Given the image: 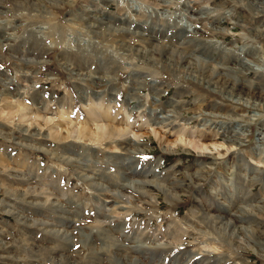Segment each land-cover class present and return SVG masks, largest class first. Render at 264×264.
I'll return each instance as SVG.
<instances>
[{"label": "rangeland", "instance_id": "1", "mask_svg": "<svg viewBox=\"0 0 264 264\" xmlns=\"http://www.w3.org/2000/svg\"><path fill=\"white\" fill-rule=\"evenodd\" d=\"M191 1L0 0V41L8 39L0 42V264H128L112 245L135 240L146 247L135 253L137 264H264L256 248L238 249L231 229L210 230L195 217L241 201L256 222H245L239 236L264 237V103L242 91L250 90L245 79L264 84V0ZM121 36L125 50L117 48ZM164 46L189 55L168 62ZM202 59L219 66L221 81L184 68ZM64 62L101 76L99 88ZM171 103L175 114L163 113ZM97 108L110 115L95 117ZM110 122L124 136L99 141L98 125ZM84 124L89 141L77 137ZM234 131L242 145L228 140ZM42 139L53 156L35 149ZM125 139L139 147L132 156L116 146ZM130 165L180 187L168 195L150 184L151 200L131 190L113 200L83 180L82 172L118 180ZM202 167L203 178L190 176ZM29 193L39 209L25 201ZM158 244L168 246L152 249Z\"/></svg>", "mask_w": 264, "mask_h": 264}, {"label": "bare ground", "instance_id": "2", "mask_svg": "<svg viewBox=\"0 0 264 264\" xmlns=\"http://www.w3.org/2000/svg\"><path fill=\"white\" fill-rule=\"evenodd\" d=\"M198 0H192L191 2H189V5H192V4H195L196 2H197ZM258 0H256V2H257ZM165 2V1H164ZM153 4V3H152ZM148 6V5H147ZM209 6V5H208ZM207 5H206V7H208ZM141 7V6H140ZM189 7V6H188ZM209 7H211V6H209ZM134 8V7H133ZM150 9V8H149ZM204 9V8H203ZM106 10V9H105ZM147 10V9H146ZM213 10H214V8H213ZM212 10V11H213ZM206 11V10H205ZM102 12V11H101ZM210 12V11H209ZM186 13V12H185ZM188 13V12H187ZM202 13V12H201ZM211 13V12H210ZM185 15V14H184ZM186 16V15H185ZM193 16V15H192ZM181 17V16H180ZM189 17V16H188ZM190 17H191V15H190ZM85 19V18H84ZM191 19H192V17H191ZM194 20V19H193ZM188 22H190V21H188ZM187 22V23H188ZM192 22V21H191ZM178 23V22H177ZM180 23V22H179ZM178 23V24H179ZM182 23V22H181ZM106 24V23H105ZM192 24V23H191ZM183 25V24H182ZM193 25V24H192ZM103 26V25H102ZM187 26V25H186ZM189 26V25H188ZM193 26H195V25H193ZM190 27V26H189ZM1 28V27H0ZM87 28V27H86ZM100 28V27H99ZM196 28V27H195ZM116 29V28H115ZM119 29V28H118ZM191 29V28H190ZM93 30V29H92ZM96 30V29H95ZM119 30H122V29H119ZM124 30V29H123ZM126 30V29H125ZM124 30V31H125ZM188 30H189V28H188ZM40 31H41V29H40ZM94 31V30H93ZM116 31V30H115ZM118 31V30H117ZM127 31V30H126ZM190 31V30H189ZM191 31H193V30H191ZM42 32V31H41ZM95 32V31H94ZM120 32V31H119ZM122 32V31H121ZM127 32H129V31H127ZM108 33V32H107ZM132 34V33H131ZM142 34V33H141ZM145 34V33H144ZM97 35H99V34H96V36ZM139 35H140V33H139ZM138 35V36H139ZM179 35V34H178ZM100 36V35H99ZM118 36V35H117ZM148 36H149V34H148ZM7 37V36H6ZM6 37H4L3 36V40L2 41H0L1 42V44H4L5 42H7L8 41V39L6 38ZM98 37V36H97ZM95 38V37H94ZM118 38V37H117ZM149 38V37H148ZM154 38V37H153ZM129 39V38H128ZM142 39V38H141ZM1 40V39H0ZM156 40V39H155ZM182 40V39H181ZM128 41V40H127ZM146 41V40H145ZM92 42H93V40H92ZM147 42H148V40H147ZM216 42V41H215ZM117 43V42H116ZM145 43V42H144ZM143 43V44H144ZM152 43V42H151ZM155 43V42H154ZM190 44L192 43V42H189ZM76 44V43H75ZM81 44V43H80ZM90 44V43H89ZM149 44H150V42H149ZM185 44V43H184ZM219 44V43H218ZM128 45V44H127ZM145 45V44H144ZM155 45H157V42H156V44ZM114 46V45H113ZM142 46V45H141ZM158 46V45H157ZM182 46V45H181ZM188 46H189V44H188ZM193 46V45H192ZM127 46H126V39H125V36H121L120 38H119V40H118V47L117 48H119V50L120 49H124L125 50V48H126ZM150 47V46H149ZM162 47V46H161ZM165 47V46H164ZM186 47V46H185ZM196 47V46H195ZM218 47V46H217ZM247 47V46H246ZM246 47H245V50H246ZM141 48V47H140ZM144 48H145V46H144ZM158 48H159V46H158ZM172 48H174V47H172ZM170 49V48H168V47H165L164 49H165V54H166V60L168 61V62H172V59L175 57L177 60H179V61H181V60H183L184 58H186L187 57V55H189V53L188 54H184L183 52H182V50H181V47L179 48H174V49ZM182 48H183V46H182ZM248 48V47H247ZM154 49V48H153ZM188 49V48H187ZM186 49V50H187ZM128 50V49H127ZM190 50V49H189ZM252 50H253V48H252ZM137 51L139 52L140 51V49H137ZM159 51H161L160 49H159ZM188 51V50H187ZM191 51H193V50H191ZM195 51V50H194ZM36 52V51H35ZM135 52V51H134ZM185 52V51H184ZM197 52V51H196ZM37 53V52H36ZM162 53V52H161ZM203 53V52H202ZM246 53V52H245ZM250 52H248L247 54H249ZM124 54V53H123ZM242 54V53H241ZM163 55V54H162ZM191 55V54H190ZM196 54L194 53V56H195ZM252 55V54H251ZM145 56V55H144ZM242 56V55H241ZM253 56V58H255L254 57V55H252ZM143 57V56H142ZM171 57H173V58H171ZM201 57V56H200ZM125 58V57H124ZM190 58V57H189ZM199 57H197L196 59H198ZM142 60V59H141ZM160 60V59H159ZM174 60V59H173ZM176 60V61H177ZM213 60V59H212ZM246 60V59H245ZM139 61V60H138ZM189 61V60H188ZM250 61V60H249ZM33 62V61H32ZM140 62V61H139ZM146 62V61H145ZM196 62V61H195ZM243 62V61H242ZM70 63V62H69ZM160 63V62H159ZM177 63V62H176ZM180 63V62H179ZM212 62H208V61H203V59H202V61H199L198 63H195V64H193V63H188V64H186L185 66H184V68L186 69V70H188V71H194L195 69H199V70H201L204 74H206L207 75V78H209L208 80H213V79H215V78H217V80H220L221 81V76L223 75H221V72L219 71L220 69H219V66H217V65H213V64H211ZM214 63V62H213ZM32 64V63H31ZM155 64V63H154ZM157 64H158V62H157ZM250 64V63H249ZM63 65H64V67L70 72V74L72 75V76H74L76 79H78V80H85V84L86 85H88V83H89V86L91 87V88H93V86H94V83H95V80L97 79V80H101L102 79V77L101 76H96V74H92V73H89V71H87V70H85V69H81L80 67H79V65L78 64H75L74 65V67L72 68V67H70L69 65H68V63L67 62H64L63 63ZM161 65V64H160ZM184 65V64H183ZM243 65H245V64H243ZM173 66V65H172ZM178 66V65H177ZM221 66V65H220ZM226 66V65H225ZM131 67V66H130ZM179 67V66H178ZM222 67V66H221ZM228 67V66H227ZM231 68V67H230ZM226 69H229V68H226ZM222 70V69H221ZM234 70H236V69H234ZM243 70V69H242ZM86 71V72H85ZM228 71H231V70H228ZM224 72H226V71H223V73ZM235 72V71H234ZM233 72V73H234ZM241 72V71H240ZM262 72V71H261ZM230 73V72H229ZM232 73V72H231ZM231 73H230V75H231ZM28 74V73H27ZM69 74V73H68ZM261 74V73H260ZM120 75V74H119ZM205 75V76H206ZM243 75V74H242ZM242 75L240 76V77H242ZM262 75V74H261ZM244 76V75H243ZM260 76V75H259ZM21 77V76H20ZM106 78H107V76H105ZM226 77V76H225ZM19 78V77H18ZM110 80L112 79L111 78V76H109L108 77ZM107 78V79H108ZM258 78V77H257ZM230 79V78H229ZM72 80H74V79H72ZM103 80H105L104 78H103ZM224 80V79H223ZM258 80V79H257ZM114 81V80H113ZM116 81V80H115ZM216 82H218V81H216ZM244 82L245 83H247L248 84V86L250 87V90H248V91H244V90H242L243 91V93L244 94H246V95H252L253 97H260L261 99H262V103H264V84H260V83H253V82H250V80L248 81V80H244ZM137 84V83H136ZM210 84V83H209ZM224 84V83H223ZM227 84V83H226ZM79 85H81V89H82V86H84L83 84H79ZM225 85V84H224ZM246 85V84H245ZM29 86V85H28ZM141 86V85H140ZM139 86V87H140ZM66 87V86H65ZM136 87H138V86H136ZM99 88V87H98ZM97 87H95V88H93L94 90L95 89H98ZM232 88V87H231ZM252 88V89H251ZM66 89V88H65ZM80 89V88H79ZM233 89V88H232ZM235 89V88H234ZM233 89V90H234ZM8 95H10V96H13V94L11 93V92H9V91H5ZM98 92L96 91V94H97ZM231 94V93H230ZM241 95H243V94H241ZM153 97V96H152ZM156 98V97H155ZM84 100V99H83ZM158 101V100H157ZM241 101V100H240ZM176 103V102H175ZM260 103V102H259ZM98 104V103H97ZM153 105V104H152ZM256 105V104H255ZM262 106L264 105V104H261ZM221 106V105H220ZM257 106V105H256ZM162 107V106H161ZM173 107H174V103H171L169 106L167 105L166 107H164V109L162 110V112L163 113H169V112H171V110L170 109H172V111H173ZM176 107V106H175ZM264 107V106H263ZM180 108H182V107H180ZM259 108V107H258ZM262 108V107H261ZM155 109V108H154ZM158 109V108H157ZM214 109V108H213ZM180 110H182V109H180ZM229 110H231L232 111V109H229ZM174 111H177V110H174ZM212 111V110H211ZM224 111V110H223ZM227 112H229L228 111V109L226 110ZM225 111V112H226ZM43 112V111H42ZM180 112V111H179ZM217 112V111H216ZM160 113H161V111H160ZM171 113H173V112H171ZM170 113V114H171ZM213 113H215V112H212V114ZM218 113V112H217ZM173 114H175V113H173ZM227 114V113H226ZM95 117H108L109 115H110V111L108 110H105V111H102V110H98V108L96 109V111L94 112V114H93ZM165 115V114H164ZM213 115H215V114H213ZM166 117H163L164 119H167L168 117H169V115H165ZM172 116V115H171ZM177 116V115H176ZM63 117V116H62ZM236 117V116H235ZM61 118V117H60ZM63 119V118H62ZM96 119V118H95ZM213 121V120H212ZM233 124V123H232ZM249 125V124H248ZM84 126H85V124H84ZM88 125H86L85 127H81V129L78 131V138L80 137L81 139H83V138H85V139H87L88 141H89V138H92L93 137V135L94 134H92V132L90 131V127L88 126ZM100 128V129H99ZM4 129V130H3ZM263 129V128H262ZM69 130V129H68ZM122 130V131H121ZM232 130H236V129H232ZM239 130V129H238ZM3 131H5V128L4 127H2L1 129H0V134L1 135H4V133L5 132H3ZM123 129L121 128H118V126L115 124V123H112V122H110V124H106V125H98V132L99 133H97V134H95V137L96 136H98L97 138H100V140L99 141H103L105 138H110V137H113V136H119V135H122V136H124L123 135ZM35 134V132H32V136ZM70 134V133H69ZM260 134H262V136L264 137V129H263V131H261L260 132ZM23 135V134H22ZM92 135V136H91ZM56 137L58 136V135H55ZM73 136V135H72ZM246 136V135H245ZM24 137V136H23ZM55 137V138H56ZM63 137V136H62ZM69 137V136H68ZM67 137V138H68ZM64 138V137H63ZM228 138V140L229 141H231L232 143H237V144H239V145H242V140H243V137H241L240 136V132L238 131V132H232V135L231 136H229V137H227ZM56 139H58V138H56ZM42 140H45V141H41L39 144V146H37L35 149L38 151V150H44V151H46V153H50L51 154V156H53L55 153L52 151V149H50L49 148V146H48V142L46 141V139H42ZM61 140V139H60ZM93 140V139H92ZM21 141V140H20ZM90 141H91V139H90ZM95 141H96V138H95ZM116 141V140H115ZM24 142V141H23ZM36 143V142H35ZM190 144H191V146H193L192 145V142H190ZM195 145H196V143H194ZM116 146L118 147V148H120V150L123 152V154H124V156H132V154H135L137 151H138V149H139V147H138V145L135 143H133L132 142V140L131 139H125V140H118L117 142H116ZM200 146V145H199ZM69 147V146H68ZM67 147V148H68ZM29 148V147H28ZM67 148H66V150H67ZM63 149H64V152H65V146H63ZM69 149H70V151L73 153L74 152V150L72 149V148H70L69 147ZM199 150V149H198ZM201 151V150H200ZM201 152H203V151H201ZM68 155V154H67ZM64 156V155H63ZM58 157V156H57ZM60 157V156H59ZM81 157V156H80ZM55 158V157H54ZM63 158V157H62ZM61 158V159H62ZM65 158H66V156H65ZM72 158H74V157H72ZM125 158V157H124ZM127 158V157H126ZM75 159V158H74ZM123 159V158H122ZM263 159V158H262ZM124 160V159H123ZM66 161L67 162H71V161H73V159H71V158H66ZM76 163H78L79 165H80V162H78V161H76V160H74ZM61 162V161H60ZM125 162V161H124ZM263 162H264V160H263ZM70 165V164H69ZM125 165V164H124ZM71 166V165H70ZM136 166V165H135ZM135 166L134 165H130L129 167L130 168H128L127 169V171L125 170V169H123V170H120V175H121V178H119L118 180L117 179H114V177H111V176H106L105 174H97V178L94 176V175H87V173H83L82 172V176H83V180L87 183V185L88 186H91V187H93V188H96L97 190H99L100 192H101V196H104L106 199H122L123 197H125L126 195H129L130 193H132V192H127V190H131V191H135L136 193H138L139 195H141V196H149L150 197V200L151 199H153L154 198V196L153 195H150V192H149V188H148V186H150V184H153V185H157L158 187H160V188H162L165 192H166V194H168V195H170V193L168 192L167 193V191H173L174 190V188H179L180 186H178V185H175L174 184V182H171V180H168V179H165V180H161V181H158L157 179V181L156 180H148L147 179V176H149V174L151 173V172H148L147 174L146 173H143V172H138V171H136L135 169ZM206 168H204V167H202V169H200V170H197L195 173H193V174H190V176L191 177H194V178H197V179H201V178H203L204 177V173H206V172H208L207 170H205ZM207 169H209V168H207ZM255 171V170H254ZM27 174V173H26ZM93 174V173H92ZM145 174V175H144ZM207 174V173H206ZM252 177V176H251ZM19 180V179H18ZM25 180V179H24ZM82 180V179H81ZM83 182V181H82ZM162 182V183H161ZM167 182H168V184H167ZM26 195V200L25 201H28V203H31V204H33L36 208H38L39 209V207L37 206V205H41L42 203H41V201L39 200L40 198H39V196L38 195H34L33 193H29V194H25ZM24 195V196H25ZM173 197H175L176 198V200H178L179 198V196L176 194V193H173V195H172ZM31 200V201H30ZM32 202H35V204L34 203H32ZM49 204V203H48ZM152 204V203H151ZM171 204H173V202H171ZM45 205V204H44ZM247 205V204H246ZM245 205V206H246ZM43 206V205H42ZM46 206V205H45ZM49 206V205H48ZM258 206H259V204H258ZM222 209H223V213L222 212H220L219 210H221L219 207H218V211L219 212H217V213H214V214H212V213H208V212H203V213H201V214H198V215H195V217H197V222L200 224V223H202V222H204L205 220H207L206 222H204L205 224H210V230H214V227H215V225L216 224H218V225H221L219 228L220 229H223V228H229V229H231V238H232V240H233V242L236 244V246L238 247V249H254V248H256V250L258 251H260L259 252V254L261 253V254H263L264 253V237L262 238L261 236L259 237L258 235L256 236V238L255 237H253V239L252 240H250V238H248L249 240H244L243 238H242V236L240 237L239 236V232L238 231H245V230H248V227H244V224H245V222H251L252 220H253V222L255 221L256 222V220H254V219H256L255 217V215H249V216H247V217H249V218H246L245 217V207L242 205V203H241V201L240 202H232V204H231V206H227V207H222V206H220ZM247 207H248V205H247ZM250 207V206H249ZM261 208H262V206H261ZM177 209V208H176ZM248 210H250V209H248ZM6 212H8V213H11L12 211L11 210H7ZM250 212H252V211H250ZM264 212V211H263ZM247 213V212H246ZM257 213V212H256ZM25 214V213H24ZM255 214V213H254ZM68 215V214H67ZM71 215V214H70ZM257 215V214H256ZM29 216V215H28ZM264 216V215H263ZM246 219H249V220H247L246 221ZM75 220V219H74ZM74 220H70V221H68L67 223L68 224H72L73 222H74ZM199 220H200V222H199ZM211 222V223H210ZM52 223V222H51ZM252 224V223H251ZM245 226H248V225H245ZM64 227H68V225H63L62 226V228L64 229ZM49 228V227H48ZM55 228V227H54ZM70 228V227H69ZM189 228H196L195 226H193V225H190V227ZM1 230V229H0ZM189 230V229H188ZM254 230V229H253ZM253 230H251L252 231V234H254L255 232L253 231ZM62 231L63 230H61V228H60V230H58L57 231V233H62ZM197 231H199L200 233L202 232L203 234H207L205 231H202V229L201 230H199V229H197ZM249 231H250V229H249ZM250 231V232H251ZM3 232V231H2ZM1 232V233H2ZM249 232V233H250ZM4 233V232H3ZM98 232H96V234H97ZM187 233V232H186ZM245 233H247V232H245ZM70 234V233H69ZM69 234H67L66 236H67V239H68V237H70L71 236V234L69 235ZM88 234V233H87ZM90 235H94V237H96L95 236V234H93V231H91V233H89ZM83 235H85V232H84V234ZM190 235V234H189ZM208 235V234H207ZM241 235V234H240ZM256 235V234H255ZM0 236H2V235H0ZM252 236V235H251ZM250 236V237H251ZM254 236V235H253ZM5 237V236H4ZM244 237V236H243ZM110 239H114V237H109ZM230 239V238H229ZM247 239V238H246ZM4 240V239H3ZM115 240V239H114ZM113 240V241H114ZM127 241V240H126ZM1 242V241H0ZM234 244V245H235ZM134 245V247H133V250H130L131 249V246H133ZM232 245V244H231ZM0 246H1V243H0ZM113 247H116L117 248V252L118 253H121V254H124L123 256V258H125V262H127L128 264H137L138 262H141L140 261V259H139V256H136L135 257V255L136 254H138L139 253V248L140 247H145V245L144 244H139V242L138 241H131V246H127L124 242H121V243H119V242H117V243H114L113 245H112ZM167 246L168 245H166V246H164V245H154L153 247H152V249H155V248H167ZM146 248V247H145ZM55 249V248H54ZM149 249H151V248H149ZM59 253H58V252ZM163 251V250H162ZM239 251V250H238ZM56 252L58 253V255H65V254H67V252L65 253V249H62V250H57L56 249ZM12 253V252H11ZM136 253V254H135ZM232 253V252H231ZM260 254V255H261ZM6 255V254H5ZM140 255V254H139ZM12 256V255H11ZM262 256V255H261ZM122 257V256H121ZM11 258V257H10ZM142 259V258H141ZM227 260V259H226ZM239 261V260H238ZM27 263V262H26ZM223 264V263H222ZM235 264H245V260H240L239 262H237V263H235Z\"/></svg>", "mask_w": 264, "mask_h": 264}]
</instances>
